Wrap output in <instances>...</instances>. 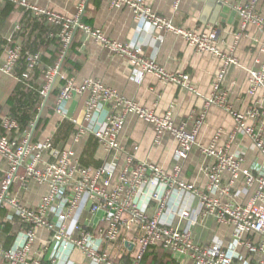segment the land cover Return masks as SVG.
I'll use <instances>...</instances> for the list:
<instances>
[{
    "label": "built area",
    "instance_id": "1",
    "mask_svg": "<svg viewBox=\"0 0 264 264\" xmlns=\"http://www.w3.org/2000/svg\"><path fill=\"white\" fill-rule=\"evenodd\" d=\"M105 1L113 9H130L135 20L147 29L173 33L197 51L220 58L223 66L215 81L216 90L227 69L238 65L234 57L218 47L222 35L220 29L191 31L179 28L171 19L152 11L147 0ZM13 2L48 24L60 27L64 51L80 30L115 55L127 58L137 80L153 73L164 82L196 92L187 73L168 72L154 60L147 59L136 40L118 43L107 38L102 31L83 24L79 16L70 18L38 8L27 0ZM257 2L250 0L233 7L241 18L237 38L245 34L250 23L256 24L264 35V19L255 10ZM20 30L18 27L17 31ZM7 43L2 47L5 60L0 65V72L13 77L17 64L25 59L27 68L23 78L30 79L41 63V54L24 49L21 43L12 45V38ZM261 50L264 51L263 47ZM62 62L63 56L44 71L42 95L48 96L53 90ZM259 90L264 93V63L249 70L248 93L254 97ZM75 92H86L88 97L84 123L73 121L76 129L74 141L78 142L88 134L98 141L109 155L99 167L82 165L73 149L56 146L52 139L32 143L30 132L20 133L17 121L8 117L2 119L4 132L0 130V156L7 162L8 170L1 185L0 209H9L7 221L19 220L27 227L18 234L11 249L0 251L7 264H75L71 255L76 249L90 264H141L144 254L153 248H161L170 256L189 260L191 264H264V171L255 172L244 167V155L232 154L229 144L218 146L220 134L211 144L198 145L202 119L196 120L192 129H188L175 120L172 111L157 115L94 78L87 79L80 87H75L73 79H69L60 93L59 102L69 100ZM211 104L224 107L235 117L237 126L232 139L235 134L244 133L264 156V125L256 129L247 124L248 120L253 123L264 121L263 106L257 103L245 112H234L227 106L224 95L210 100ZM58 112L61 113L60 108ZM129 114H135L154 126L157 144L165 136L176 141L171 170L137 161L131 151L120 145L119 136ZM196 145L204 156L213 159L205 168L207 185L204 188L183 177L184 162ZM31 182L49 187L48 195L35 207L25 206L10 192L14 185L27 187ZM174 194H179L183 201L170 208ZM243 194L252 196L244 204L234 201V197ZM185 199H188L187 205ZM82 202L90 207L91 215L102 214V218L92 231L79 222L68 231L66 223ZM207 217L218 225L231 228L229 243L217 236L207 243L197 240L195 229ZM39 228L53 233L49 243L53 251L50 261L29 257ZM119 241L123 246L120 258L106 248V245Z\"/></svg>",
    "mask_w": 264,
    "mask_h": 264
},
{
    "label": "crops",
    "instance_id": "2",
    "mask_svg": "<svg viewBox=\"0 0 264 264\" xmlns=\"http://www.w3.org/2000/svg\"><path fill=\"white\" fill-rule=\"evenodd\" d=\"M13 1L0 0V7L5 2H11L14 6V11L6 22L7 24L0 29V42L6 41L7 45V40L12 38L15 44L25 45L24 39L27 40V37L31 35L33 40L38 32L31 33V29L21 22L24 14L31 12ZM27 1L38 8L49 9L70 18L79 16L83 24L102 31L107 38L118 43L138 41L147 59L154 60L168 72L187 73L196 90V92H188L175 84L160 80L153 73H148L141 80H137L134 77V68L127 58L115 55L111 50L80 30L76 32L72 41L75 46L74 52H70V47L64 51L61 41H59L60 27L50 25L43 18H38L31 13L34 18L44 21L43 24L48 29L49 38L51 40L57 39L60 44V48L50 44L49 47L40 48L37 52L41 54V57H47L48 65L43 64L44 69L53 67L62 56L63 60L65 56H68L72 62L80 65L78 70L71 67L64 69L61 65L60 75L56 80V84L61 80L64 81L60 87L61 91L69 79H73L75 87H80L87 79L94 78L115 89L124 98L152 110L157 115L172 111L175 120L183 123L188 129H192L196 120L202 119L203 124L197 138L198 145H209L220 134L218 146L224 147L229 144L232 154L244 155V167L255 172L264 171V156L254 148L252 140L240 132L235 134V138L232 139L237 126L235 117L222 106L209 105L210 100L219 95H224L227 106L234 112H245L257 103L264 107L262 90H259L254 97L248 93L249 70L259 66L260 63H264V51L261 50L262 47L264 49V35L259 27L253 23L248 25L243 36L237 38L236 35L241 18L233 7L245 4L250 0H224V3L218 0H147L152 11L171 19L179 28L191 31H208L211 28H216L222 31L218 47L224 53L234 57L238 61V65L230 66L227 69L223 81L219 83L218 90L214 88V85L223 66V61L220 58L197 51L188 45L184 39L173 33H159L147 29L135 20L132 11L128 8L113 9L105 0H86L83 6V0ZM224 10L227 13H224ZM255 10L264 19V0H258ZM18 27L21 28L20 31H17ZM23 34L27 37L25 38ZM6 45L2 44L0 48ZM2 58L0 65L4 62ZM11 79L6 86L0 82V105L2 106L5 105L17 84V79L14 76ZM43 82L45 86V81ZM7 90L10 92L5 96ZM59 96L53 100L54 107L51 108L53 112L48 115L47 109L44 113L47 115L48 121L37 142L46 139L54 141L60 123L68 121L72 123L74 131L67 140H62L57 146L73 149L81 160L91 135H85L80 141L75 142L74 133L76 129L73 121L84 123L88 93L75 92L69 100L63 103L59 102ZM59 108L61 113L58 112ZM4 118L6 117L1 114L0 130H2V119ZM247 124L257 129L264 125V121L261 119L259 122L253 123L248 120ZM32 128L28 131L30 132V140L33 135ZM155 136V128L152 124L139 119L135 114H129L119 136V142L125 150H129L135 155L137 161L153 163L163 169L171 170L174 165L173 157L177 143L170 136H165L157 144ZM93 155L94 161L99 165L92 164L89 167H99L109 158L107 151L99 143ZM212 161L213 159L204 156L196 145L187 161L184 162V179L204 188L207 185L205 168ZM7 170L8 164L0 156V190ZM10 192L25 206L35 207L44 196L48 195L49 187L31 182L27 187L14 185ZM251 196V194L239 195L234 197V201L244 204ZM181 201L183 199L180 195L174 194L171 198L170 208H175ZM185 202L187 205L188 199L187 201L185 199ZM8 214L9 209L7 207L0 209V251L11 249L18 234L27 230V227L19 220L7 221ZM101 218L102 214L91 215L90 207L85 206V203L82 202L79 208L71 213L66 223V229L72 231L75 224L79 222L86 226L89 231H92L99 224ZM50 219L53 220V216H50ZM5 225L6 227L7 225L11 226L10 232H6ZM195 233L197 240L203 243L211 241L214 236L219 237L225 243H229L232 237L230 227L218 225L211 217H207L203 223L199 224ZM10 237H14L12 242ZM52 237L51 231L45 228L37 229L36 240L29 257L50 261V255L53 251L49 248V243ZM106 248L118 258L123 253L122 241L113 245H106ZM153 249L156 252L162 250L161 248ZM71 260L75 264H90V261L78 249L72 252ZM174 260L178 264H191L189 260L176 258ZM0 264H7L1 253Z\"/></svg>",
    "mask_w": 264,
    "mask_h": 264
},
{
    "label": "trees",
    "instance_id": "3",
    "mask_svg": "<svg viewBox=\"0 0 264 264\" xmlns=\"http://www.w3.org/2000/svg\"><path fill=\"white\" fill-rule=\"evenodd\" d=\"M14 11V6L11 2H5L2 7H0V29L3 28L7 23L8 19L12 15V12ZM21 22L25 23V26L27 28L31 29V33L38 32V34L34 37V39H31V35L27 37L28 39H24V49H27L28 51H31L33 53H37L40 48H47L50 44H54L56 48H60L59 41L57 39L51 40L48 35V29L44 26L42 19H36L32 16L31 13L26 12L24 14V17L21 19ZM26 28V29H27ZM23 33V32H22ZM15 41H13L12 45H14ZM6 45V41L0 42V45ZM70 52H74L75 49L74 42L70 46ZM3 57V58H2ZM5 60V50L3 48H0V59ZM64 63V64H63ZM44 65H48L47 57L42 56L41 57V63L39 66H37L30 79L23 78V73L26 71L27 64L25 59H21L19 63L17 64V68L15 71L14 77L17 79V84L11 93V95L8 97L7 101L5 102V105H0V116L3 112H5V107L8 109L7 115L5 117L14 119L18 122L20 126V132H28L33 125L35 124V121L38 117V114L41 110L42 104L44 101H46L45 108L48 109V115L53 112L51 110L52 107H54L53 100L59 96L60 94V87L64 84V81L61 80L56 86H54L51 93L47 96L42 95L43 88H44ZM62 66L64 67H71L75 70H78L80 68V65L78 63L72 62L69 57L65 56L64 60L62 62ZM62 67V70H63ZM61 70V71H62ZM44 108V109H45ZM48 117L47 115H42L40 118L36 129L32 135V142H37L39 139V136L41 135L42 131L45 129V126L47 124ZM0 128H1V120H0ZM2 133L4 132V129L2 127ZM73 125L72 123H69L68 121H64L63 123H60L58 126L57 133L55 135L54 143L57 146L59 142L62 140L65 141L68 139V137L73 133ZM56 141V142H55ZM98 146V142L94 137H89L88 144L82 154L81 157V164L89 167L92 164L99 165L96 163L93 159L94 151L96 150ZM6 232H10L11 226L5 225ZM12 242L14 237L9 238ZM141 264H178L174 258H172L169 254H167L165 251L160 250L156 252V250H148L141 261Z\"/></svg>",
    "mask_w": 264,
    "mask_h": 264
},
{
    "label": "rangeland",
    "instance_id": "4",
    "mask_svg": "<svg viewBox=\"0 0 264 264\" xmlns=\"http://www.w3.org/2000/svg\"><path fill=\"white\" fill-rule=\"evenodd\" d=\"M10 80H12L11 77H8V76H6V75H4L3 73L0 72V82H1L2 84H5V86H6V84H7L8 82H10ZM9 92H10V91L7 90L5 96H7V95L9 94ZM44 113H46V108H45L44 111H43V114H44ZM5 115H7L6 108H5V112L2 113V116H3V117H5Z\"/></svg>",
    "mask_w": 264,
    "mask_h": 264
},
{
    "label": "water",
    "instance_id": "5",
    "mask_svg": "<svg viewBox=\"0 0 264 264\" xmlns=\"http://www.w3.org/2000/svg\"><path fill=\"white\" fill-rule=\"evenodd\" d=\"M220 6H222V4H220ZM222 9H223V8H222ZM229 10H230V8H229ZM224 13H227V12H225V10H224ZM45 105H46V101L43 103V105H42V109H41V111H40V113H39V115H38V117H37V119H36V122H35L33 128H32V134L34 133V131H35V129H36V126H37V124H38V122H39V120H40V118H41V116H42V111H43V109L45 108Z\"/></svg>",
    "mask_w": 264,
    "mask_h": 264
}]
</instances>
